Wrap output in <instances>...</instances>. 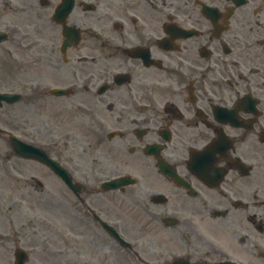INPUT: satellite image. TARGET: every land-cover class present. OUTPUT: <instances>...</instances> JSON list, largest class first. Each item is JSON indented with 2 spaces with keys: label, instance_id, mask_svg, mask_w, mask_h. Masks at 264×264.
<instances>
[{
  "label": "flooded vegetation",
  "instance_id": "flooded-vegetation-1",
  "mask_svg": "<svg viewBox=\"0 0 264 264\" xmlns=\"http://www.w3.org/2000/svg\"><path fill=\"white\" fill-rule=\"evenodd\" d=\"M2 92L4 255L48 199L36 264H264V0H0Z\"/></svg>",
  "mask_w": 264,
  "mask_h": 264
},
{
  "label": "rangeland",
  "instance_id": "rangeland-1",
  "mask_svg": "<svg viewBox=\"0 0 264 264\" xmlns=\"http://www.w3.org/2000/svg\"><path fill=\"white\" fill-rule=\"evenodd\" d=\"M74 123V122H72ZM73 128V125L69 128ZM24 133H33L35 139L33 140L38 145L48 143L49 136L43 127L38 130H23ZM72 132V131H70ZM30 138V137H29ZM63 146H60L62 148ZM58 148V146H57ZM42 198V194H38ZM40 201V200H39ZM48 206V199L40 201L37 209L32 210L31 208H24L22 210L23 225L18 229V235L20 240L17 242L18 245L23 246L29 253V259L26 264H36V260L39 256H42L44 251H59L63 250L62 241V219L51 220L54 213V209ZM58 212L62 214V209H58ZM35 218V221H29L26 217ZM9 237V234L6 235ZM21 242V243H20ZM7 245H12V242H8ZM12 253L8 252L5 255L0 247V264H13Z\"/></svg>",
  "mask_w": 264,
  "mask_h": 264
},
{
  "label": "water",
  "instance_id": "water-1",
  "mask_svg": "<svg viewBox=\"0 0 264 264\" xmlns=\"http://www.w3.org/2000/svg\"><path fill=\"white\" fill-rule=\"evenodd\" d=\"M17 145H18V147L20 149L22 148L23 153L26 154V155L38 156L41 160H43L45 162H48V163H51V164L54 163V161L48 159L46 154L40 148L33 147V146H30V145H27V144L21 143V142L17 143ZM16 257H17V260H18L17 261L18 264H23L24 263L25 253L22 250H19L16 253Z\"/></svg>",
  "mask_w": 264,
  "mask_h": 264
}]
</instances>
